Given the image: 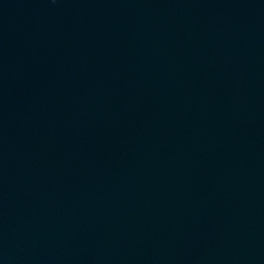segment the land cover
Instances as JSON below:
<instances>
[{"label": "water", "instance_id": "water-1", "mask_svg": "<svg viewBox=\"0 0 264 264\" xmlns=\"http://www.w3.org/2000/svg\"><path fill=\"white\" fill-rule=\"evenodd\" d=\"M0 264H264V0H0Z\"/></svg>", "mask_w": 264, "mask_h": 264}]
</instances>
